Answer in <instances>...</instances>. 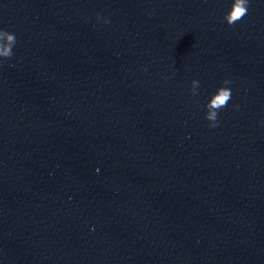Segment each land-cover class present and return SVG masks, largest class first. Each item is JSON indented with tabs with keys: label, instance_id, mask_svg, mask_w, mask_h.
Returning <instances> with one entry per match:
<instances>
[{
	"label": "clouds",
	"instance_id": "obj_1",
	"mask_svg": "<svg viewBox=\"0 0 264 264\" xmlns=\"http://www.w3.org/2000/svg\"><path fill=\"white\" fill-rule=\"evenodd\" d=\"M249 0H233L230 10L224 15V20L228 25H235L242 20L248 14ZM97 19H100L97 15ZM109 23L107 19L104 21ZM17 43V38L14 33H10L7 30L0 29V57L11 58L13 56V47ZM230 80H225L224 85L230 84ZM200 87L198 80H192L191 92L195 95ZM232 97L231 89L226 86L219 87L215 94L207 101L206 108V120L210 122L209 127L217 126L218 112L221 108L227 106Z\"/></svg>",
	"mask_w": 264,
	"mask_h": 264
}]
</instances>
